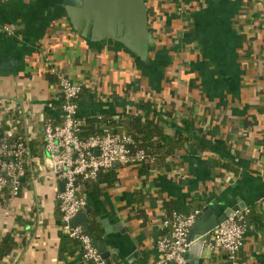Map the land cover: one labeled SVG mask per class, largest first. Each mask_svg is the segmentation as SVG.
I'll return each instance as SVG.
<instances>
[{
    "label": "crops",
    "instance_id": "crops-1",
    "mask_svg": "<svg viewBox=\"0 0 264 264\" xmlns=\"http://www.w3.org/2000/svg\"><path fill=\"white\" fill-rule=\"evenodd\" d=\"M63 3L0 0V135L30 141L35 158L16 194L0 186V242H14L0 264H87L59 252L65 223L42 156L40 119L61 118L57 73L83 87L78 120L125 114L182 137L164 166L118 164L111 182L81 184L109 264H151L163 219L199 203L219 206L210 219L251 213L234 260L207 241L188 261L264 264V0H145L150 36L137 47L84 36Z\"/></svg>",
    "mask_w": 264,
    "mask_h": 264
},
{
    "label": "built area",
    "instance_id": "built-area-1",
    "mask_svg": "<svg viewBox=\"0 0 264 264\" xmlns=\"http://www.w3.org/2000/svg\"><path fill=\"white\" fill-rule=\"evenodd\" d=\"M58 104L60 121L42 122L43 159L48 161L51 176L54 175V189L59 202L61 218L65 223V233L79 241L82 250L80 260L87 264H109L92 243L90 235L81 226H70L69 220L85 206L80 195L81 184L94 181L99 171L108 170L116 163L122 165L142 164L148 156L141 148L133 145L132 137L125 132L104 130L102 134L85 139L79 137L77 119L78 99L82 85L57 73ZM26 128L29 119L37 120L34 114L25 116ZM30 129V128H29ZM30 141L24 138L9 139L0 135V186L9 185L12 194L19 191L21 178L29 171L35 160L29 147ZM60 166L58 169L57 166ZM59 183H63L60 190ZM198 210L183 213L172 210L162 221L163 234L157 239V258L151 264H186L185 254L191 241L188 234L195 222ZM251 213L249 208L231 211L210 233L207 244L225 252L228 260L235 259L245 242L246 220Z\"/></svg>",
    "mask_w": 264,
    "mask_h": 264
},
{
    "label": "water",
    "instance_id": "water-1",
    "mask_svg": "<svg viewBox=\"0 0 264 264\" xmlns=\"http://www.w3.org/2000/svg\"><path fill=\"white\" fill-rule=\"evenodd\" d=\"M63 4L72 26L88 38H117L129 46L134 44L137 47L142 42H146L150 36L147 29L145 0H64ZM57 167L60 168L59 165ZM59 188L63 189V183H59ZM239 207L242 206L237 205L220 210L215 217L210 219L209 217L219 206L212 204L204 206L196 215L195 222L188 234V240L194 241L188 249L203 246L205 242L209 241L210 233L215 226L223 222L231 211ZM88 212L89 208L85 206L84 211L71 218L68 224L70 226L81 225L90 235L85 219ZM208 218L209 221H207ZM91 240L100 255L109 262L110 249L102 241H97L92 237ZM186 255L187 252L185 257ZM186 262V264H192L187 259ZM194 263L198 264V260Z\"/></svg>",
    "mask_w": 264,
    "mask_h": 264
},
{
    "label": "trees",
    "instance_id": "trees-1",
    "mask_svg": "<svg viewBox=\"0 0 264 264\" xmlns=\"http://www.w3.org/2000/svg\"><path fill=\"white\" fill-rule=\"evenodd\" d=\"M191 1V0H187ZM126 119V120H124ZM60 120L55 121V123ZM79 137L82 139L102 134L104 130L111 132H125L133 139V145L136 148L143 149L148 158L143 161L146 168H159L166 164V161L175 155V149L180 143V136H171L159 127L153 120H143V118L130 117V115H123L121 118H106L96 116L79 120ZM115 170L111 167L108 170L99 171L96 182L99 178H104L107 182L115 179ZM200 211L203 206L202 203L197 207ZM171 210L169 209V212ZM97 224L91 222L89 225V232L92 238H98ZM60 243L59 252L64 254H72L76 250H82L79 241L69 237L66 233H59ZM14 242L10 235H5L0 242V256L7 255L11 252Z\"/></svg>",
    "mask_w": 264,
    "mask_h": 264
},
{
    "label": "rangeland",
    "instance_id": "rangeland-1",
    "mask_svg": "<svg viewBox=\"0 0 264 264\" xmlns=\"http://www.w3.org/2000/svg\"><path fill=\"white\" fill-rule=\"evenodd\" d=\"M50 167V166H49ZM49 171L51 172V168L49 169ZM52 173V172H51ZM50 180L55 182V178H54V175L52 174V176L50 177Z\"/></svg>",
    "mask_w": 264,
    "mask_h": 264
}]
</instances>
